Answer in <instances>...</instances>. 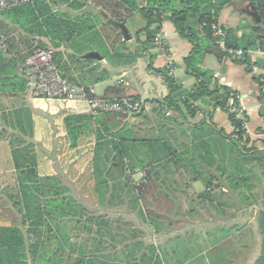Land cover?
<instances>
[{"label":"crops","instance_id":"obj_1","mask_svg":"<svg viewBox=\"0 0 264 264\" xmlns=\"http://www.w3.org/2000/svg\"><path fill=\"white\" fill-rule=\"evenodd\" d=\"M45 1L53 6L52 0ZM54 9L76 22L89 20L96 25L85 34H75L70 42L56 50L63 56L60 69L75 83L93 89L96 97H103L109 87L121 86L126 97L139 99L143 104L142 113L128 120L136 136L137 129L145 134L143 138L137 136L139 140H162L174 152L181 153L195 143L194 137L200 133L210 134L207 138L213 141H218L222 133L227 142L233 141L235 149L233 153L227 149V156H221V170L217 168L221 179V216L211 214L210 219L204 216L199 221L191 220L178 216V206L171 204L154 207L157 212H170L168 220L122 222L121 228L127 229L122 234L116 231L115 222L102 235L98 234V225L94 222L89 224L91 232H83L82 224H74L69 238H56L54 233L45 232L38 237L32 233L27 236L25 264H264V107L259 86V77L264 75V52L248 50V63H242V58L218 60L206 55L197 67V71L213 73L221 86L237 92L241 113L247 117L245 130L249 140L240 143L228 114L221 109L214 110L209 103H195L198 109L194 117L188 116L183 107L181 111L164 108L162 101L169 95L168 89L148 66L167 69L171 61V76L182 89L189 91L196 84L184 64L193 45L177 34L169 20L163 23L161 31L169 50L164 55L154 46L148 49L144 45L146 35L139 32L146 27V22L138 15L124 24L113 25L112 29L105 25L109 17L95 8L91 0L84 9H70L69 3H58ZM257 22L253 8L236 1L221 12L218 27L225 34L232 31L240 39L255 36L257 33L252 27ZM0 24L12 40L13 54L27 51L26 38L50 46L48 39L28 36L2 16ZM0 34H3L1 30ZM118 36L119 43L113 45ZM2 65H7L8 70L0 75V182L15 184L10 143L16 138L28 140V137L19 133L13 112L23 109L28 113L26 122L32 124L29 133L33 132L36 144L39 174L76 183L80 193L97 197L92 167L96 136L83 137L77 147L71 148L64 123L68 115L90 114L88 105L33 98L22 66L11 62ZM165 131L167 136L163 138ZM174 132L180 134V139L184 138V141L175 139L178 147L171 139L170 134ZM185 160L189 162L190 158ZM197 171L198 174L192 172L195 182L206 174L201 169ZM138 172L143 179V172ZM3 183L0 184V228L21 227L20 216L2 192ZM161 192L172 197L162 188Z\"/></svg>","mask_w":264,"mask_h":264},{"label":"trees","instance_id":"obj_2","mask_svg":"<svg viewBox=\"0 0 264 264\" xmlns=\"http://www.w3.org/2000/svg\"><path fill=\"white\" fill-rule=\"evenodd\" d=\"M52 1L53 6L45 0H35L33 3L0 13V16L26 32L28 36L43 37L50 42L49 46L36 39L26 38L24 45L27 51L13 54L12 40L6 32L4 33L0 24L2 35L6 39V48L0 47V75L8 70L7 65L3 66L2 63L11 62L15 66H23L36 47L58 50L62 44L70 42L75 34L82 35L96 27L92 21L81 19L76 22L67 14L54 9L58 7V3H69V8L73 10L84 9L88 0ZM236 1L248 3L257 14L256 20H261L252 27L253 32L259 33L258 35L238 39L232 31H227L223 39L228 48L243 50L241 62L248 63V50L260 49L264 52V0H91L95 8L109 17V20L105 21L106 27L113 29V25L124 24L135 15L145 20L146 27L139 34L146 35L144 45L148 46V49L154 46L163 23L169 20L177 34L193 45L184 64L187 72L195 77L196 84L191 90H184L176 83L168 68L156 70L151 65L148 66L149 71L163 79L168 89L169 95L162 101L164 108L181 111L183 107L188 116L194 117L198 109L194 106L195 103H209L214 110L221 109L228 114L237 141L243 143L249 141L245 130L247 117L241 113L237 92L221 86L213 73L197 71L206 55H213L218 60L231 58L220 48L219 41L222 39L215 35L213 26L218 25L221 12ZM119 39V36L116 37L113 45L119 43ZM55 61L60 68L63 61L61 53L56 52ZM89 96L96 98L94 94L89 93ZM125 97L121 86L109 87L103 96L110 99ZM261 100L264 107L263 91ZM27 114L23 109L13 112L16 128L21 135L27 136L28 140L16 138L10 143L16 180L14 186H9L10 194L6 195L20 216L22 226L0 228V264L26 263L28 234L33 233L41 237L45 232L54 233L56 238H69L74 224H82L81 231L91 232L89 224L93 222L98 225L99 235L110 231V223L113 220L109 218L111 212L108 204L112 198L108 177L114 168L121 167L125 173L143 172L142 183L135 184L132 191L135 202L142 206L144 219L153 223L168 220L171 215L170 212H157L153 207L154 203L157 206L173 204L171 198L161 192L162 187L155 167L165 166L170 160L185 155L186 159L190 158L192 161L190 164L194 170L201 169L208 175L209 179L205 181L207 186L214 182L221 186V179L217 176V168L221 170V156H227L228 148L231 153L235 149L233 141L227 142L222 133L218 141H213L207 138L210 134L204 132L194 137L195 143L189 149L177 153L165 141L139 140L136 133L130 129L128 120L131 115L109 112L68 115L64 123L71 148L77 147L83 137L91 134L96 136L92 167L98 207L93 209L77 199L71 187L66 186L63 180L56 176L43 177L39 174L36 144L33 141V132L29 133L32 124L26 122ZM130 182L128 179L127 183Z\"/></svg>","mask_w":264,"mask_h":264},{"label":"rangeland","instance_id":"obj_3","mask_svg":"<svg viewBox=\"0 0 264 264\" xmlns=\"http://www.w3.org/2000/svg\"><path fill=\"white\" fill-rule=\"evenodd\" d=\"M142 110L138 114H141ZM135 115L137 114L129 118H133ZM135 131L137 132L138 138L144 137L145 134L141 132V130L137 129ZM170 135L172 136L171 139L175 147L179 146V143H177L175 139L184 141V138L180 139L181 137L178 132L171 133ZM165 136H167L166 131L163 132V138ZM181 152H183V150H181ZM185 158V155H181L179 159H173L171 162L166 163L167 165L165 166L155 167V173L159 176L162 190L169 193L172 196L170 198L173 204L178 206L179 211L177 215L198 221L203 219L204 216L210 219L211 214L221 216V186L215 182L207 186L205 181L208 180L209 177L206 174L202 176V173H200V176H202L201 180L198 182L193 181L192 172L198 174V171L196 169L194 170L192 165L186 162ZM128 179H130V183H127ZM108 180L111 186L110 198H112L110 204H108V209L111 212L109 213V218L116 223L115 227H118L116 231L122 234L127 230L125 227L121 228L122 225H119L122 224V222L145 220L141 212V210H143L142 206L135 202L132 191L135 184L142 183V178L138 171H136V173H125L121 167H118L113 169ZM3 182H0V184H5V188L2 192L5 193V195H9L11 190L9 189L8 182ZM63 183L71 187L77 199L93 209L98 207L97 197L80 193L76 183L70 181H63ZM82 184H85V182ZM156 206L157 205L154 203L153 207ZM210 210H212V213Z\"/></svg>","mask_w":264,"mask_h":264},{"label":"built area","instance_id":"obj_4","mask_svg":"<svg viewBox=\"0 0 264 264\" xmlns=\"http://www.w3.org/2000/svg\"><path fill=\"white\" fill-rule=\"evenodd\" d=\"M35 0H0V13L33 3ZM215 35L221 37L220 48L231 58H242V50L230 49L223 40L226 36L218 25L213 26ZM0 47L6 48V39L0 34ZM154 47L161 54H168V46L162 34L155 38ZM56 50L36 47L23 64V73L27 79V89L33 98L46 100H61L65 102H84L91 114L120 113L134 115L140 113L143 104L133 97L110 99L103 97L92 98L94 90L70 81L65 77L55 61ZM167 68L173 73V63L168 61ZM260 90L264 92V75L259 77Z\"/></svg>","mask_w":264,"mask_h":264},{"label":"water","instance_id":"obj_5","mask_svg":"<svg viewBox=\"0 0 264 264\" xmlns=\"http://www.w3.org/2000/svg\"><path fill=\"white\" fill-rule=\"evenodd\" d=\"M254 16H255V17H257V14H256V13H254ZM258 21L260 22L261 20L258 18ZM122 28H123V27H122Z\"/></svg>","mask_w":264,"mask_h":264}]
</instances>
